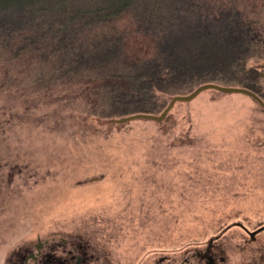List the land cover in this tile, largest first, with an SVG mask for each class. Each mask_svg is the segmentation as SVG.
<instances>
[{
	"label": "rangeland",
	"instance_id": "1",
	"mask_svg": "<svg viewBox=\"0 0 264 264\" xmlns=\"http://www.w3.org/2000/svg\"><path fill=\"white\" fill-rule=\"evenodd\" d=\"M142 35H125L129 55L151 48ZM262 53L249 64L263 66ZM66 67L0 45V262L15 241L57 230L181 249L213 239L224 264H264V229L251 239L239 226L264 225L256 100L208 89L175 102L161 121L117 123L136 112L106 116L107 88L93 93L94 73ZM260 84L264 95V77ZM173 95L154 100L165 107Z\"/></svg>",
	"mask_w": 264,
	"mask_h": 264
},
{
	"label": "trees",
	"instance_id": "2",
	"mask_svg": "<svg viewBox=\"0 0 264 264\" xmlns=\"http://www.w3.org/2000/svg\"><path fill=\"white\" fill-rule=\"evenodd\" d=\"M229 2L0 0V45L15 58L53 56L68 71L94 73L92 92L107 88L106 116L154 113L164 107L156 95L204 82L246 87L264 99V65L249 64L263 56L264 0ZM135 33L152 40L142 55L123 49L125 35Z\"/></svg>",
	"mask_w": 264,
	"mask_h": 264
},
{
	"label": "flooded vegetation",
	"instance_id": "3",
	"mask_svg": "<svg viewBox=\"0 0 264 264\" xmlns=\"http://www.w3.org/2000/svg\"><path fill=\"white\" fill-rule=\"evenodd\" d=\"M239 226L248 234L252 232ZM107 236L100 239L93 232L64 234L51 230L15 241L0 264H224L226 261L223 250L213 239L204 245L181 249L161 240L144 242Z\"/></svg>",
	"mask_w": 264,
	"mask_h": 264
},
{
	"label": "water",
	"instance_id": "4",
	"mask_svg": "<svg viewBox=\"0 0 264 264\" xmlns=\"http://www.w3.org/2000/svg\"><path fill=\"white\" fill-rule=\"evenodd\" d=\"M208 89H214L220 92L224 93H237V94H242L246 95L249 97H252L254 100H256L260 106L264 109V100L254 91H252L249 88L242 87V86H234V85H224V84H219L216 82H204L199 84L198 86L195 87L189 94H175L171 97L170 101L167 103V105L164 107L162 112L159 115L152 114V113H147V112H136L130 115L122 116V117H117V118H112L111 121L117 122V123H123L135 119H151V120H156V121H161L168 111L172 108L175 102L177 101H190L193 99L196 95H198L200 92ZM264 229V225L258 227L252 232H249L250 237H253V235L261 230Z\"/></svg>",
	"mask_w": 264,
	"mask_h": 264
}]
</instances>
